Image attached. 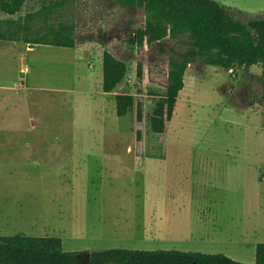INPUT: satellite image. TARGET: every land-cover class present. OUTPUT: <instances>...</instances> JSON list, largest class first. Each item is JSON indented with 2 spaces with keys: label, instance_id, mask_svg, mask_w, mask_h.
Segmentation results:
<instances>
[{
  "label": "rangeland",
  "instance_id": "rangeland-1",
  "mask_svg": "<svg viewBox=\"0 0 264 264\" xmlns=\"http://www.w3.org/2000/svg\"><path fill=\"white\" fill-rule=\"evenodd\" d=\"M82 1L79 47L0 41V235L59 236L68 251L178 248L255 263L264 241L262 66L192 61L164 142L149 121L164 87L147 86L138 156L135 109L118 116L115 95L103 93V50L129 65L114 93H135L139 56L164 60L176 42L139 53L142 10ZM217 1L243 20L264 18V0Z\"/></svg>",
  "mask_w": 264,
  "mask_h": 264
},
{
  "label": "trees",
  "instance_id": "trees-1",
  "mask_svg": "<svg viewBox=\"0 0 264 264\" xmlns=\"http://www.w3.org/2000/svg\"><path fill=\"white\" fill-rule=\"evenodd\" d=\"M138 8L145 14L135 34L139 53L158 48L172 53L164 60L149 61L139 56L135 68V93H116L118 116L135 109L136 155L144 156L146 139L145 99L147 86L160 85L149 115L150 127L161 142L167 137L180 91L185 86L189 64L200 59L226 69L235 66H262L264 77V18L243 20L242 10H232L217 0H114ZM29 2L41 3L37 10L21 14ZM83 2V1H82ZM81 0H0V41L79 47L77 37L84 25L74 14ZM71 10V16H66ZM184 44L182 48L179 44ZM129 73L127 61L108 49L103 50V90L114 91ZM264 264V241L256 246V262L237 260L225 253L178 248L140 249L112 247L99 250H65L59 236L23 233L0 235V264Z\"/></svg>",
  "mask_w": 264,
  "mask_h": 264
},
{
  "label": "crops",
  "instance_id": "crops-1",
  "mask_svg": "<svg viewBox=\"0 0 264 264\" xmlns=\"http://www.w3.org/2000/svg\"><path fill=\"white\" fill-rule=\"evenodd\" d=\"M102 65H103V61H102ZM103 93L104 94H114L116 96V94L114 93V91L106 92V91L103 90ZM154 216H155V219H158V220H162L163 219V217L161 216V214L158 211L154 213ZM154 237L156 238L157 236L155 235Z\"/></svg>",
  "mask_w": 264,
  "mask_h": 264
},
{
  "label": "water",
  "instance_id": "water-1",
  "mask_svg": "<svg viewBox=\"0 0 264 264\" xmlns=\"http://www.w3.org/2000/svg\"><path fill=\"white\" fill-rule=\"evenodd\" d=\"M86 262H87V264H90V263H91V257H90V254L88 255V258L86 259Z\"/></svg>",
  "mask_w": 264,
  "mask_h": 264
}]
</instances>
